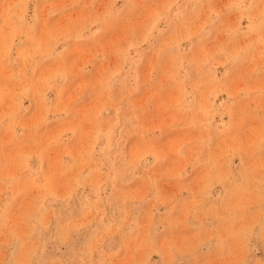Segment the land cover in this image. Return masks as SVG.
<instances>
[{
	"label": "rangeland",
	"instance_id": "obj_1",
	"mask_svg": "<svg viewBox=\"0 0 264 264\" xmlns=\"http://www.w3.org/2000/svg\"><path fill=\"white\" fill-rule=\"evenodd\" d=\"M0 264H264V0H0Z\"/></svg>",
	"mask_w": 264,
	"mask_h": 264
}]
</instances>
